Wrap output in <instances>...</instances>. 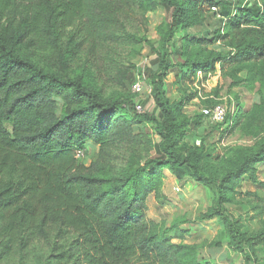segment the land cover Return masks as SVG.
<instances>
[{
  "label": "trees",
  "instance_id": "1",
  "mask_svg": "<svg viewBox=\"0 0 264 264\" xmlns=\"http://www.w3.org/2000/svg\"><path fill=\"white\" fill-rule=\"evenodd\" d=\"M197 5L194 0H0V264L23 262L38 244L46 249L42 264H169L174 256L192 254L193 246L172 241L183 230L176 224L162 228L146 214V199L159 191L163 168L176 180L189 177L211 187L213 201L202 219L216 217L226 245L250 261L249 239L222 205L229 187L262 159L264 146L241 152L235 147L237 155L212 165L214 176H206L201 153L177 146L185 123L178 120L182 103L170 101L164 79L174 65L195 74L226 59L243 68L264 64V10L248 3L231 16L222 7L221 16L238 35L237 42H227L233 53L210 47L214 40L184 39L173 53L190 49L192 56L174 64L169 43L195 18ZM157 6L171 15L154 43L143 19ZM216 33L215 39L223 36ZM144 43L155 54L150 113H138L135 98L107 97L94 85L96 78L104 85L126 82L131 72L122 49ZM253 109L264 115V99ZM141 121L154 124L156 139L154 155L138 164L126 159L125 149L132 150L138 138L133 124ZM89 146L97 149L86 164Z\"/></svg>",
  "mask_w": 264,
  "mask_h": 264
},
{
  "label": "rangeland",
  "instance_id": "2",
  "mask_svg": "<svg viewBox=\"0 0 264 264\" xmlns=\"http://www.w3.org/2000/svg\"><path fill=\"white\" fill-rule=\"evenodd\" d=\"M194 1L198 4L195 18L190 19L186 28L175 31L169 43L168 49L174 64L192 56L190 49L181 55L173 53V46L179 45L184 39L214 40L210 47L233 53V45L227 42H237L238 35L228 25L229 18L221 16L224 14L222 7L231 16L239 7L248 3L264 10V0ZM189 11L193 10L189 8ZM170 15V10L160 6L145 14L143 20L150 42L157 43L161 40L167 30L166 24L170 22ZM218 31L223 36L215 39ZM150 47L149 43H144L141 46L127 45L122 49V55L127 59L131 72L126 82L114 79L104 85L103 80L96 78L94 85L102 88L107 97L123 98L128 95L142 104L148 113L153 111L149 75L154 68L152 61L155 54ZM241 66L226 59L222 63L217 62L214 70H200L191 74L188 69H179L174 65L167 71L164 79V89L170 101L182 103L178 110V120L185 123L183 136L179 135L177 146L192 148L196 153H201L202 171L209 178L214 176L210 174L212 165L220 163L221 159L237 155L235 147H240L241 152L244 148L264 146V115L255 113L253 109L255 104L264 99V73H260L264 70V64L256 62L250 68ZM134 81L140 82V93L132 91L131 85ZM215 104H222L228 113V118L223 123L215 122L202 114L204 108ZM132 134L138 138L130 144L132 150L125 149V156L126 159L131 158L142 164L155 152L154 124L137 122L133 124ZM92 147L89 146L85 151L83 161L86 164L95 155L97 147L95 150ZM124 147L125 145L122 146ZM262 156L260 161L257 160L250 166L252 168L249 173L241 175L237 183L229 187V198L222 205L225 213L235 219L239 229L249 239L245 246V251L251 258L248 262H245L239 252L226 245L222 224L216 217L211 220L201 217L213 201L211 187L193 178L175 180L174 176L161 173L163 175L159 191L151 193L146 199V214L162 228L176 224L183 233L172 238V241L194 247L192 254L179 258L174 256L173 262L169 264H192L193 260L195 264H264V155ZM45 251V247L38 244L29 251L23 262L10 259L5 264H42Z\"/></svg>",
  "mask_w": 264,
  "mask_h": 264
},
{
  "label": "built area",
  "instance_id": "3",
  "mask_svg": "<svg viewBox=\"0 0 264 264\" xmlns=\"http://www.w3.org/2000/svg\"><path fill=\"white\" fill-rule=\"evenodd\" d=\"M215 8V7H214ZM213 8V9H214ZM215 10V9H214ZM131 89L133 92L140 93L141 91V85L139 81H135L131 85ZM135 107L136 111L138 113H142L146 111V108L140 104L137 100L135 101ZM226 109L222 104H215L212 107H207L202 110V114L206 117L211 118L213 121L218 122V123H223L225 121V116H226ZM77 156H83V153L81 151L77 152Z\"/></svg>",
  "mask_w": 264,
  "mask_h": 264
},
{
  "label": "crops",
  "instance_id": "4",
  "mask_svg": "<svg viewBox=\"0 0 264 264\" xmlns=\"http://www.w3.org/2000/svg\"><path fill=\"white\" fill-rule=\"evenodd\" d=\"M162 172H163V173H166V174L168 173V175H170V176L173 177V175H172V174L169 172V170L166 169V168H163V169H162ZM162 175H163V174H162ZM161 180H162V178H161ZM175 180H176V179H175Z\"/></svg>",
  "mask_w": 264,
  "mask_h": 264
}]
</instances>
